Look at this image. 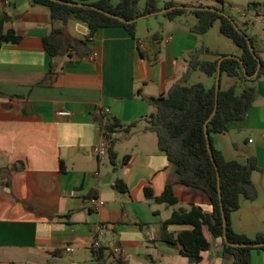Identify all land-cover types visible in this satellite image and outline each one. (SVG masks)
<instances>
[{"label": "crops", "instance_id": "crops-1", "mask_svg": "<svg viewBox=\"0 0 264 264\" xmlns=\"http://www.w3.org/2000/svg\"><path fill=\"white\" fill-rule=\"evenodd\" d=\"M167 1L211 7L156 0L160 9L135 21V38L144 42L138 48L123 26L89 35L82 22H52L43 5L0 0V33L12 28L20 35L15 43L0 44V264H232L207 225L202 232L209 248L199 262L182 255L174 240L189 226L163 225L172 211L191 205L211 212L207 194L178 181L175 165L158 149L155 132L145 129L147 116L155 111L149 98L181 79L192 51L210 50L207 31H194L196 17L190 12L147 21L143 32L141 19L163 14ZM53 27L70 42L57 59L49 56L42 40ZM154 33L159 35L153 38ZM197 70L188 73L186 82ZM255 77L238 86L256 89L244 118L211 134L224 158L256 164L250 171L253 197L242 198L229 217L231 228L250 238L264 236V77ZM210 82L209 77L205 84ZM59 110L69 115H59ZM110 122L116 123L109 137L114 162L109 148L103 158L92 152ZM118 179L127 191L115 187ZM166 184L176 197L172 205L157 200ZM144 187L151 189L150 197ZM91 198L103 200V206L94 207ZM93 239L100 241L96 252L89 249ZM66 246L72 251L66 252ZM113 247L122 255L114 254ZM248 264H264V249H250Z\"/></svg>", "mask_w": 264, "mask_h": 264}, {"label": "trees", "instance_id": "trees-1", "mask_svg": "<svg viewBox=\"0 0 264 264\" xmlns=\"http://www.w3.org/2000/svg\"><path fill=\"white\" fill-rule=\"evenodd\" d=\"M29 1L32 4L45 6L49 11L52 22L60 21L65 23L68 19L82 22L86 25L89 35H93L99 28L119 25L123 26L134 38L135 21L123 22L105 15L96 8L117 14L125 20H131L137 16L160 9L156 6V0H147L142 7L139 5V0H119L114 4L109 0H65L84 2L96 8L68 5L53 0ZM216 1L223 2V0ZM171 6L175 7L165 11L163 13L164 16L171 19L176 15L190 12L196 17V24L193 29L200 34L205 33L213 25V22L218 19L219 32L228 37L239 48V59L226 57L221 60L220 77L225 73L242 81L249 80L246 76L252 75L257 68L256 57L259 58L260 65L255 79L264 77V60L259 57L254 49L253 39L239 27L241 32L235 30L229 18L218 12L222 9L214 7L216 10L207 8L190 10L178 6L173 1L165 2L163 8ZM60 32L59 29L53 27L51 32L42 39L43 45L51 58L63 54V50L70 47V42L63 38ZM156 35L159 34L154 33L151 37L154 38ZM246 37L252 46L255 56L248 48ZM19 39L20 35L12 28L0 33V44L3 42L15 43ZM86 52L89 53L90 49L86 48ZM203 52L207 53L210 50L206 47H199L192 51L188 61V69L181 79L174 81L167 92L149 98V101L155 106V111L147 116L145 129L155 132L158 149L175 165L179 176L178 181L184 185L201 189L207 194L211 212L206 214L200 207L191 205L188 209L172 211L170 216L163 221V225L181 224L189 226V228L178 232L174 240L181 246L180 253L187 256L190 261L199 262L201 260V252L209 248V241L202 232V226L207 225L211 235L219 238L223 254L232 257V264H248V252L253 248L250 244L264 241V236L258 234L250 238L243 233L235 232L230 226L229 217L230 213L239 207L242 198L253 197L249 190L250 171L256 168V164L253 160L242 163L236 159L224 158L221 152L212 145L211 134L223 133L230 122L243 119L254 101L256 89L253 85H243L238 90L236 84H231L223 89L220 86L219 77L216 111L209 119L215 106L214 86L217 60L223 54L215 53V58L212 60L199 59V55ZM50 65L53 68V62ZM194 69L205 73L211 78V82L209 84L200 81L187 83L186 76ZM51 72L52 69H49V74ZM205 123L210 149L219 172L221 202L226 218V237L228 241L241 243L243 244L242 246L228 245L222 238V220L217 193L216 171L206 146ZM115 125V122H110L106 125V129L112 133ZM108 152L111 162H114V153L111 147ZM127 159L128 155H125L122 158V162L127 161ZM115 187L121 192L127 191V187L121 179L116 181ZM144 192L148 197L152 195L149 187H144ZM157 200L164 201L169 205L176 202V197L170 184L165 185ZM256 248L264 249V246ZM117 264L125 263L118 260Z\"/></svg>", "mask_w": 264, "mask_h": 264}, {"label": "rangeland", "instance_id": "rangeland-1", "mask_svg": "<svg viewBox=\"0 0 264 264\" xmlns=\"http://www.w3.org/2000/svg\"><path fill=\"white\" fill-rule=\"evenodd\" d=\"M181 1V0H176ZM193 1V3L201 2L204 4H209L211 7H217L222 9L221 11L230 16L237 26L245 32L246 35L253 39V46L257 54L264 58V54L261 53L264 50V0H223V2H218L216 0H188ZM142 4H140L141 6ZM157 16V17H155ZM178 16V15H177ZM158 20H165L163 14L151 15L141 19L143 23H140V28L143 32L146 31L145 22L151 21L156 22ZM142 24V25H141ZM219 20L216 19L213 25L207 30L205 35L207 45L210 47L211 52L204 54L203 58L205 60H210L215 57V50L220 51H233L235 55L240 53L238 47L226 36L222 35L218 31ZM218 50V51H219ZM236 56V55H235ZM209 77L202 71H194L190 76L187 83L200 81L205 83L206 79ZM251 80H246V84ZM236 84L237 87L241 85V81L234 76H228L225 73L221 75L220 86L225 88L228 85Z\"/></svg>", "mask_w": 264, "mask_h": 264}, {"label": "water", "instance_id": "water-1", "mask_svg": "<svg viewBox=\"0 0 264 264\" xmlns=\"http://www.w3.org/2000/svg\"><path fill=\"white\" fill-rule=\"evenodd\" d=\"M53 1H60L64 4H68V5H76V6H89L90 8H96L95 6L93 5H90V4H87V3H84V2H79V1H65V0H53ZM175 6H171V7H168V8H164L162 10H160L161 12H165L169 9H172L174 8ZM182 7H185V8H189V9H199V8H207V9H210V10H216V8L214 7H207V6H182ZM98 9L100 12L104 13L105 15L107 16H110L112 18H116V19H119L123 22H131V21H136L137 19H140L141 17L143 16H147L151 13H155V12H150V13H145L143 15H140V16H137L131 20H125L123 19L122 17H120L119 15L117 14H114V13H111L109 11H105V10H102V9H99V8H96ZM220 14H223L225 15L222 11H218ZM227 16V15H226ZM229 18V20L231 21L233 27L235 28V30H237L238 32H241V30L238 28V26L235 24V22L233 21V19H231L229 16H227ZM246 41H247V45H248V48L250 50V52L255 56L254 54V51L252 49V46L251 44L249 43V40L248 38L246 37ZM60 56H56L55 59L59 58ZM226 57H233V58H236V59H239L238 56H235V55H223L221 56L218 60H217V66H216V74H215V106L213 108V111L211 113V115L209 116V119L210 117L215 113L216 111V100H217V95H218V89H219V77H220V63H221V60L223 58H226ZM257 59V68H256V71L252 74V75H247L246 77L247 78H254L256 76V73H257V69L260 65V62H259V58L256 57ZM243 71H244V68H243ZM204 135H205V139H206V146H207V150H208V153H209V156H210V160L212 162V164L214 165V168H215V171H216V178H217V193H218V198H219V206H220V214H221V220H222V238L224 240V242L228 245H232V246H242L243 244L241 243H233V242H230L228 241L227 237H226V218H225V214H224V210H223V205H222V202H221V192H220V184H219V172H218V169H217V165L214 161V158H213V155H212V152H211V149H210V143H209V139H208V132L206 130V123L204 124ZM251 247H259V246H264V241H260V242H255V243H252L250 244Z\"/></svg>", "mask_w": 264, "mask_h": 264}, {"label": "built area", "instance_id": "built-area-1", "mask_svg": "<svg viewBox=\"0 0 264 264\" xmlns=\"http://www.w3.org/2000/svg\"><path fill=\"white\" fill-rule=\"evenodd\" d=\"M138 48H142L144 46V42L141 40L137 41ZM108 109H105V112H107ZM57 114L59 115H69V112L66 110H59L57 111ZM104 126V125H103ZM110 132L106 129V125L102 127L100 132V138L99 140L92 146V152L95 154L98 158H103L107 156V151L109 148V142H110ZM91 203L94 207L99 208L103 206L104 201L99 198H91ZM100 247V241L98 239H93L89 244V249L91 252H96ZM66 252L72 251L71 246H66L64 248ZM112 252L116 255H122V251L118 247H113Z\"/></svg>", "mask_w": 264, "mask_h": 264}]
</instances>
